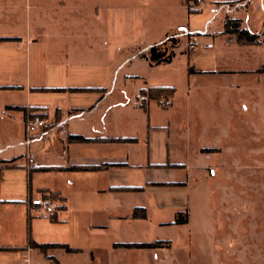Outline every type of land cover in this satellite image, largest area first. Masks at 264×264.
Returning a JSON list of instances; mask_svg holds the SVG:
<instances>
[{
  "label": "crops",
  "instance_id": "crops-1",
  "mask_svg": "<svg viewBox=\"0 0 264 264\" xmlns=\"http://www.w3.org/2000/svg\"><path fill=\"white\" fill-rule=\"evenodd\" d=\"M230 1L235 0H206L204 5ZM248 1L251 6L253 0ZM84 3L94 9V14L49 13L45 15L49 29L37 30L33 34L57 37L61 34L52 30L56 23L62 27L61 23L74 21L78 24L77 30L71 31L70 37H88L87 45L93 52L108 49L114 43L113 12L115 6L120 5L128 10L125 20L136 32L142 28L139 31L149 36L150 32L146 30L152 25L157 32L152 41L144 42V46L138 44L140 52L171 36L187 34L197 43L196 32L189 27L192 12L187 10L185 0H51L50 9H67L69 4H74L81 10ZM248 10L241 12L246 15ZM229 17L239 19L240 28L257 33L244 25L242 17L234 14ZM100 20L104 23V30L99 32ZM86 21L91 22L89 30L85 26ZM224 21L218 33L223 34L227 41L236 43L233 36L223 33ZM207 29L208 25L204 30ZM257 34L260 45H263V29ZM30 45L29 42L27 46ZM177 45L173 47L174 54ZM204 46L206 67H191L193 71L189 70V75L203 73L208 77H220L224 72H235L211 69L214 45L205 43ZM195 47L190 49L192 53ZM0 48L5 46L0 44ZM90 67L96 68L93 64ZM136 77L141 78L140 75ZM129 79L124 78V82ZM92 80H81L74 85H69L66 80L53 85H35L60 88L50 90L49 99L52 101L45 105L31 101V83L27 87L25 103L7 97L16 89H0V264H132L131 260L135 261L133 264H146L151 258L161 260L164 252L171 248L172 241L132 236V225L139 221L160 226L190 224L191 209L186 193L203 180L201 171L209 164L206 159L220 156L223 152L220 146H201L193 143L191 138L186 139L189 144L186 145L187 152H180L178 136L190 128L186 105L191 88L187 89L183 113L178 116L174 96L166 108L149 100L147 111H144L140 107L142 97L139 90L150 86L143 84L136 95L135 107L141 113L136 118L122 109L121 112H106L103 105L109 104L110 92ZM15 85L24 89L23 84L0 81V86ZM120 106L126 107L123 103ZM17 107L26 111L27 108L41 107L40 111L45 115L46 126L33 136L27 147L24 144L25 112ZM68 136L88 140L70 141ZM110 138H133L134 141L107 140ZM210 148L219 150L207 151ZM27 154L34 160L31 166H27ZM28 168H33L29 190ZM42 191L57 197L56 209L47 217L39 216L34 207ZM137 208L144 210L143 218L132 217ZM166 210L174 215L173 219L149 217L157 214L163 218ZM184 211L188 221L173 223L177 212ZM28 237L49 247L43 253L27 244ZM158 241L162 242L161 245L151 248L125 246Z\"/></svg>",
  "mask_w": 264,
  "mask_h": 264
},
{
  "label": "rangeland",
  "instance_id": "rangeland-1",
  "mask_svg": "<svg viewBox=\"0 0 264 264\" xmlns=\"http://www.w3.org/2000/svg\"><path fill=\"white\" fill-rule=\"evenodd\" d=\"M245 1V6L231 14L220 10L224 2L193 11L189 27L196 32L197 43L187 34L175 37L179 45L172 60L150 65L142 56L148 47L140 52L138 44L144 46V42L155 39L154 25L146 30L149 36L139 31L142 28L136 32L125 20L129 12L124 6L116 5L113 12V45L93 52L87 45L88 37L68 35L77 30L78 24L74 21L61 23L62 27L59 23L51 26L61 34L57 37L33 34L49 29L46 14L86 13L90 16L94 14L91 6L84 3L83 9L78 10L74 4H69L67 9L56 11L50 9L51 0H0V44L5 46L0 48V81L24 85V89L13 86L17 89L7 96L12 101H27L29 83L32 85L31 101L45 105L52 101L49 99L51 91L35 85H53L62 80L74 85L93 79L110 92L109 104L103 105L106 112H121L122 109L138 118L141 114L135 107L138 89L143 84L168 85L175 87L176 113L180 116L187 89L191 88L186 105L190 128L178 136L180 152H187L188 138L201 146H220L223 152L206 159L209 164L201 171L203 180L186 193L191 209L188 226L151 225L144 221L131 226L132 236L172 241L161 260L151 258L146 264H264V44L239 45L218 33L225 16L233 14L242 17L244 25L252 31H264V0H253L251 6L250 1ZM247 10L246 15L241 12ZM207 25L208 29L203 31ZM85 26L89 30L91 22L86 21ZM101 29L104 30L102 20L99 32ZM211 32L218 35L215 37ZM29 33L32 34L29 36ZM29 42L30 47L27 46ZM191 42L196 45L194 53L188 46ZM205 43L213 44L215 49L211 69L235 72H224L220 77H208L203 73L189 75L191 67H206ZM91 64L96 68L92 69ZM241 70L253 71L239 72ZM124 78L130 79L124 82ZM122 103L126 107L122 108ZM31 109L24 108L25 121L31 113L45 119L40 111L43 108ZM196 162L203 163L202 160ZM136 212L141 215L144 210L137 208ZM170 213L166 210L163 218L157 214L149 217L173 219Z\"/></svg>",
  "mask_w": 264,
  "mask_h": 264
},
{
  "label": "trees",
  "instance_id": "trees-1",
  "mask_svg": "<svg viewBox=\"0 0 264 264\" xmlns=\"http://www.w3.org/2000/svg\"><path fill=\"white\" fill-rule=\"evenodd\" d=\"M193 0H185V5L187 6V10L190 12L198 11L199 9L191 8L188 6V3ZM195 1V0H194ZM241 21L239 19H234L227 17L224 21L223 26V33L229 34L233 36L234 41L239 45H260L261 40L260 36L257 33H253L249 31L248 29L240 28ZM167 42H169V46L167 45ZM178 41L175 37H169L165 41L151 45L146 54H143L142 56L148 61L150 65L164 63V62H170L172 57L174 56L173 47L177 45ZM190 71H193L192 69H189ZM2 89H17L13 86H0ZM72 90H89L92 88H71ZM48 90H60V88H49ZM175 93L174 87H168V86H150L148 88H142L139 90V95L142 97L140 102V107L147 111V103L149 100L156 101L161 107L166 108L170 105V100L173 98ZM41 107H34L33 110H38ZM17 109H24L17 107ZM31 109V110H32ZM68 140L70 141H86L88 139L79 137V136H68ZM107 140H113V141H134L133 138H110ZM211 151V150H207ZM2 167H0L1 171ZM33 171V168L27 169V187L28 190L30 188V177L31 173ZM135 189V188H133ZM42 194L48 195L49 198L57 200L56 195L50 192L42 191ZM142 216L144 217V212L142 214H137L136 209L133 211L132 217ZM188 221L187 213L186 212H177L175 220L173 223H185ZM162 242H154V243H141V244H125L127 247H138V248H151V247H157L160 246ZM27 244L31 247L37 248L41 252H45L46 249L49 247V245L44 244H38L34 242L30 237H28ZM117 246V245H116ZM3 249V248H1Z\"/></svg>",
  "mask_w": 264,
  "mask_h": 264
},
{
  "label": "built area",
  "instance_id": "built-area-1",
  "mask_svg": "<svg viewBox=\"0 0 264 264\" xmlns=\"http://www.w3.org/2000/svg\"><path fill=\"white\" fill-rule=\"evenodd\" d=\"M189 6L192 8L201 9V7L205 4V0H193L190 1ZM245 0H235L230 2H224L220 4V10H222L225 14H231L235 12L238 8L245 6ZM205 31V30H203ZM194 43H189V49L194 47ZM149 48V47H148ZM148 48L145 49L148 50ZM46 126V120L42 118L39 114L31 113L26 117L25 121V132H24V144L26 147L32 141L34 135H38L43 131ZM2 149L0 148V152ZM27 166H31L34 163L32 156L26 155ZM34 207L39 216L47 217L51 215L56 209V200L51 199L46 194H41L40 197L35 201Z\"/></svg>",
  "mask_w": 264,
  "mask_h": 264
}]
</instances>
